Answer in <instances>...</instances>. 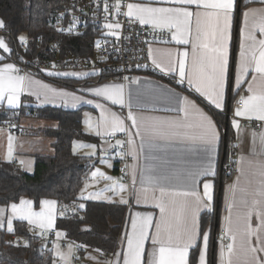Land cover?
<instances>
[{
	"label": "snow or ice",
	"instance_id": "6c2138e0",
	"mask_svg": "<svg viewBox=\"0 0 264 264\" xmlns=\"http://www.w3.org/2000/svg\"><path fill=\"white\" fill-rule=\"evenodd\" d=\"M252 2V0H247ZM264 2V0H261ZM159 6L151 3L130 2L124 5L122 0H115L112 7L117 14L122 7L126 6L127 11L123 14L129 18L130 23L138 22L140 25L151 26L153 30H168L171 33V40L177 44L187 45L191 43V70H186L189 53L185 50L178 53V59L173 62L169 60L167 65H162L153 55V49L149 48V58L161 72H176L178 66L179 83L188 84L205 97L216 109H223L225 102V91L228 82L229 72V41L232 28L234 12L237 10L236 0H158ZM104 11L109 12L107 0H104ZM244 18V28L242 29L243 41L241 44L240 59L236 69L235 86L240 88L249 72L257 74L264 80V39H257L256 32L264 36V19L258 23L249 25L248 12L242 13ZM194 22V28H193ZM105 27L114 30L122 26L119 22L106 23ZM4 20L0 19V29H5ZM112 35H118L116 31ZM191 38V39H190ZM21 43H26L27 38L20 36ZM97 47H100L97 43ZM0 49L5 53H10L11 49L3 37H0ZM158 51V50H157ZM171 56V53H169ZM2 59V57H0ZM53 67H55L53 65ZM19 69L12 63L4 64L0 67V101L7 100L11 107H17L20 95L29 92L36 95L37 99L44 97V102H55L57 98L68 106L76 107L77 104L93 103L91 100H84L81 96L66 91H58L48 85H40L39 91H33V85L39 84L28 75H19ZM49 75L63 76H86L88 73H55ZM256 75L253 76V80ZM136 81L134 80L133 83ZM96 97H103L110 100L112 104H125V91L123 84L105 85L90 89ZM247 96H241L239 107L234 111L235 117H243L248 120L256 119L264 123V89L256 91L249 84ZM183 107L180 109L184 113L183 118L160 119L145 118L131 111V103H128L129 112L127 120L131 121V128H135L136 136H140L141 142L137 146L133 135L126 126L125 120L115 113H108L103 105L97 103L96 107L101 108L100 122L97 125V136H113L118 132H123L128 136L126 141L117 140L116 144L123 147L128 146L127 152L120 155L131 156L134 161H138L140 155L145 154L146 163L139 173L140 188H136L137 164L126 168L131 170L132 191L130 196L134 197L137 204L151 202L155 208L159 209V219L155 221L153 228V215L151 213L142 215L137 212L130 221V232H126L122 241L126 243V250L118 254L115 264H190V249H199L198 264H207V253L209 247V233L202 231L199 216L202 211H212L213 182L209 177L216 175V153L219 134L211 116L204 113L197 107L196 103L184 97ZM195 114V119L189 117ZM89 118L86 123L91 129ZM233 126L239 131L240 123L233 120ZM103 128V131L99 129ZM258 147L254 145L252 155L260 157L255 161L259 168L257 187L252 193L245 192V198L241 200L247 211L233 217L235 207V194L239 188L240 176L229 186L232 200L227 205L228 216L226 220L225 236L230 242L220 249V264H264V239H261V232L264 231V132L259 134ZM255 142L257 133H252ZM179 140L191 142L186 149L187 153H196V145H199L198 160L193 166L182 169H170L168 160H160L157 152L171 148V144H161L159 141ZM93 149L86 155H95L96 145H83ZM74 152L76 149H73ZM13 154L12 138L9 137L6 160L11 161ZM159 163H155L156 161ZM244 158L241 157L237 164H242ZM23 164L24 162L21 161ZM251 166L254 161L249 160ZM243 175V169L237 168ZM93 178H103L112 181L104 189L95 193H89L88 199H105L111 202L112 198L105 196V192H112L119 195L121 204H128L129 199L123 193L128 191V185L111 176L105 175L99 169L92 173ZM203 178V194L196 190L198 182ZM188 185L190 191H176L174 184ZM88 185H85V189ZM149 192L151 194L149 195ZM158 192V194H157ZM252 195L251 203L247 195ZM177 197H180L179 199ZM81 198L84 197V190L81 191ZM83 209L84 204H79ZM10 208V212H9ZM57 202L55 200L40 201V210L35 211L33 201L20 199L19 203H11L8 208H0V229H5L9 233H14L13 221H27L32 226L35 235L41 238L49 233L55 224ZM63 214V213H61ZM255 215L260 221L256 227L252 226L251 219ZM62 233L56 232L57 240ZM239 238V248L237 249V239ZM255 243L259 246H254ZM151 242V249L146 248V243ZM202 242V246H201ZM8 243H13L9 241ZM17 246L18 243H17ZM24 246H28L27 242ZM68 251L61 249L59 243L55 244L54 251L60 258L62 264H72L75 258L73 249L79 250L80 245L69 244ZM147 253V259H145ZM91 259H95L90 257ZM55 264V262H54ZM106 264H113L107 261Z\"/></svg>",
	"mask_w": 264,
	"mask_h": 264
},
{
	"label": "crops",
	"instance_id": "0c3cea01",
	"mask_svg": "<svg viewBox=\"0 0 264 264\" xmlns=\"http://www.w3.org/2000/svg\"><path fill=\"white\" fill-rule=\"evenodd\" d=\"M247 2V0H245ZM130 2H142V3H151L153 6H159L158 0H127V3ZM126 3V4H127ZM236 4H238V0H236ZM127 11V9H126ZM240 11V7L237 5V10ZM236 11L233 15V21H232V28L230 33V41H229V72H228V82L227 87L225 91V102L223 109H216L214 105L210 104L209 101L201 96L199 93L195 92V90L188 84L187 79H185L184 83H179V74H178V66L176 72H161L158 69L157 74H150L147 72H138L135 73L132 76L131 80H125V79H119V78H111V79H104L100 81H93L89 84L82 85L76 89H71L59 84H56L52 81L47 80L43 76L33 75V74H26L31 77L34 81H39V84H34L33 91H39L40 85H48L51 88H55L58 91H66L69 93H73L76 96L83 97L84 100H91L93 103H79L76 107H72L71 104L68 106H65L59 98L56 99L55 102H44V97L41 96L40 99H37L36 95H32L29 92H23L20 95V101L19 105L17 107H11L8 105L7 100L0 101V109L3 110H9V109H20L24 106H27L29 108L35 107V108H42L45 106H55L60 107L64 109H77V108H83V114H82V128L84 132L87 134L96 136L98 138V142H90L86 140H74L73 146L75 142L78 143L77 145V151L74 153L88 156L86 153L92 152L93 149L88 147H83V145H90L94 144L96 145L95 149V155H99V161L93 168V170L90 172V175L88 179L85 181L82 189L84 190V197L81 198V191L79 194L80 203L84 204V208L86 206L87 200H99V201H107L109 200L105 199H88L89 193H95L98 191H101L105 188L106 185L112 184V181L104 180L103 178H93L92 173L99 169L101 172H103L107 176H111L113 178H116L117 180L121 181L122 183L128 185V191L123 193L124 197L129 199V203L125 204L127 205V212H126V219L124 222V230L125 232H130V221L131 218L135 217V214L137 212L141 213L142 215H146L151 213L153 215V228L150 231L155 230V221L159 219L160 212L158 208H155L151 202L145 204L140 203L137 204L134 197L130 196V193L132 191V179H131V170L130 168H126V165L131 166L132 164H137V183L136 188H140L141 185L139 183V173L142 170L143 166L148 163V161L145 160L144 155L146 154L147 150H145V154L140 155L138 161H134L131 156H124L121 157L122 152L128 151V146L125 144L123 147L116 144L117 140H123L126 141L128 139V136L123 132L116 133L115 136L116 140L113 143L108 142V138L110 136L103 135V136H97L96 131L98 130L97 125L100 122L101 117V108L96 107V104L99 103L103 105V108L108 113H115L117 116H119L121 119L125 120L126 126L129 127L133 138L136 142V145L139 146L141 142L140 136H136L135 128H131V121H128L127 114L129 112L128 103L130 102L132 107L131 111L137 115L143 116L145 118H160V119H172V118H183L184 113L180 111V109L183 107L182 101L184 97H188L189 100H192L196 103L197 107L200 108L204 113L211 116L216 128L217 132L219 134V141L217 143V153H216V173L218 172L219 168V157H220V151H221V143L224 135V131L222 130L221 125L219 124V120L215 116V112H220L224 115H227L228 112L232 111V115L229 116L231 123L234 119L238 120L240 123V130L238 131L232 123L233 129L236 134V140H237V151L235 153V162L237 168L243 169V175L241 172L237 171L233 176V178L225 185L223 190V201H222V212L220 216V229L217 232L216 238L214 239L213 236L214 232L209 226L205 232L209 233V247H208V253H207V264H209V251L210 247L213 243V240L217 241L216 245V264H220V249L223 245H226L229 242H222V240H217V236L221 234L222 230L226 231V220L225 218L228 216L227 211V205L228 203L233 199L231 193L229 192V186L232 185L236 179L237 176H240V184L239 188L235 194V207L233 208V217L235 219L236 215L239 213L240 215H243L247 209L244 205L241 204V200L245 198V192L241 191L240 189L247 190V193H252L254 189L257 187V181L259 179L258 172L259 168L256 165L255 161L259 160L260 157H254L252 155V150L254 145L258 147L259 144V133L264 132V123L263 128L261 131H256L254 129V126L252 123L246 124L242 122L243 117H235L234 111L237 107L238 99H240L241 96H247L250 93H248L247 88L249 84L252 85L253 89L256 91L264 89V80H262L257 74L252 73L251 71L249 74L244 77V82L240 88H237L235 86V77H236V69L237 65L239 63L240 59V51H241V44L243 41L242 36V29L244 28V18L243 15L241 17V21L239 23V30H240V36H239V42L237 43V51L235 56V63L233 70L231 68V56H232V50H233V43H234V27L236 24ZM248 12V23L249 25H252L253 23H258L261 19H264V2H261V0H252V2H248V5L243 9V12ZM1 19V18H0ZM238 21V19H237ZM193 28H194V22H193ZM114 30H110L107 28V32L110 33ZM0 37H3L6 42L8 43L9 48L11 49V45L9 44L8 38L4 35H0ZM257 39H264V36H261L260 33L256 32ZM191 39V38H190ZM100 45V43H99ZM153 49V55L155 58L162 64L167 65L169 60L171 59L173 62H175L178 59V53H182L185 50L188 51L189 57L187 59V67L186 70H191V51H192V45L191 43L187 45L183 44H177L175 41L171 40L168 43H154L150 46ZM158 50V51H157ZM11 53V52H10ZM10 53L3 52L2 49H0V67H3L4 64L12 63L15 65V62L12 58L9 57ZM171 53V56L169 55ZM151 59V58H150ZM152 61V59H151ZM17 68V67H16ZM49 72H55V73H68V72H75V73H88L86 76H63V75H49ZM233 72L232 76L231 73ZM19 75H22L18 73ZM101 74V70L99 68H84L79 70H68V69H60V70H51L47 71L45 75L47 76H55V77H73L78 79H85L88 76L91 75H97ZM256 75V79L253 80V76ZM169 77L170 80L166 79V77ZM136 81L133 83V81ZM113 84H123L124 85V91H125V104L124 106H121L119 104H112L110 100H107L103 97H96L94 96L90 89L96 88V87H103L105 85H113ZM25 108L24 113L20 119L18 120V127L16 129L10 130L8 127L1 125L0 126V158L2 160H6V154L8 149V143H9V137L12 138V146H13V154L12 158H15L18 163H20L24 169L27 171H33L34 167V161L35 157L38 155H54L55 150L53 147V143L55 142V138L50 136H44L40 133H36V131H41L43 129H50V128H57L59 126V122L56 120L46 119V118H39L35 116L34 114L30 113L28 111V108ZM91 118V129L88 127V124L86 121ZM190 120L195 119V114H192V116L189 117ZM251 121H259L256 119H252ZM27 130L31 132H27ZM100 131H103V128L99 129ZM257 133V138L254 142L252 133ZM161 144H171L173 147L167 148L164 150H161L156 153V155L160 158V160H168L170 163L167 165L170 169H182L187 168L189 166H193L197 163L198 160V152H199V145H196V153H187L186 151H180L181 149H186L191 142L188 141H179V140H168V141H159ZM74 151V150H73ZM105 154H108L107 159L105 158ZM241 157L244 158V162L242 164H237V161L241 159ZM252 160L254 163L250 166L248 161ZM8 161V160H6ZM21 161L24 163L22 164ZM103 162V163H101ZM160 161H156L155 163H159ZM103 164V165H102ZM117 166V169H116ZM125 167L127 170L128 177L125 175H122L119 173V167ZM216 176V175H215ZM208 179H211L213 182V201H212V211L216 208V200H217V188H216V182L215 177H209ZM88 185V187L85 189V185ZM174 189L176 191H190V187L188 185H181V184H174ZM196 190L200 192V194H203V178L200 182H198ZM151 192H149V195ZM158 194V192H157ZM105 196L111 197V202H119L120 197L119 195H114L112 192H105ZM178 199L180 197H177ZM22 199H28L32 200L28 197H23ZM55 200L54 198H44L43 200ZM247 199L249 200V203H251V200L253 199L252 195H247ZM33 201V200H32ZM19 203V202H17ZM11 204V203H10ZM10 204L3 205L0 204V208H8ZM33 208L35 211H39V208L35 207L34 201H33ZM83 208V209H84ZM81 209V208H80ZM82 209V210H83ZM10 212V208H9ZM58 202H57V211H56V219L58 216ZM207 212L202 211L199 216V222L201 227V218L203 213ZM56 219L54 227H56ZM15 221V220H14ZM14 221H13V227H14ZM251 223L253 227H256L259 225L260 221L257 219L255 215H253L251 219ZM32 227V226H31ZM89 225H84V228H89ZM60 232V231H58ZM61 233V232H60ZM64 238L60 237L59 240H57V236L55 239H53L51 244V250L53 251L55 257L60 261V258L56 256V253L54 251V247L56 243H59L61 245V249L65 252L68 251L67 247H62V241ZM261 239H264V231L261 232ZM253 244L254 246H259L255 243V238H253ZM69 245V242L67 246ZM202 246V242H201ZM151 242L148 241L146 243V248L148 250L151 249ZM239 248V238L237 239V249ZM123 250H126V243H124L122 248H118L114 253L108 256H102L99 252L93 251V250H87L85 249L82 252H79L75 248L73 249L75 258L72 260V264H106L107 261H112L113 264H115V259L118 254H121ZM192 249H190L191 252ZM189 252V255H190ZM259 255L264 256V253H260ZM90 257H93L95 259H91ZM145 259H147V253L145 256ZM190 262V261H189ZM122 264V260H121ZM198 264V263H197Z\"/></svg>",
	"mask_w": 264,
	"mask_h": 264
},
{
	"label": "trees",
	"instance_id": "16d2710c",
	"mask_svg": "<svg viewBox=\"0 0 264 264\" xmlns=\"http://www.w3.org/2000/svg\"><path fill=\"white\" fill-rule=\"evenodd\" d=\"M70 3L71 0H0V18L6 25L5 29H0V35L8 38L11 48L16 45L15 39L19 42L20 36L26 37L29 41V49L25 51V54L34 59H51L58 50V55L63 60L67 58H73L76 62L92 60L99 49L97 43H100L102 38L101 30L88 25L83 33L72 36L64 28L49 21L53 10ZM237 5L240 11H236L231 56L232 70L240 36L239 23L243 9L248 2L238 0ZM16 54V50L12 49L9 57L13 59ZM232 74L233 72L231 76ZM41 76L71 89L93 81L118 78L106 71L85 79L45 74ZM166 79L170 80L169 77ZM26 107L0 109V125L13 119L18 121L25 114ZM27 108L30 113L39 118L59 122L57 128L36 131L41 135L55 138L53 143L55 153L50 156H36L33 171H27L23 167L16 168L11 161L0 158V204L17 203L23 197H28L34 201L35 207L39 208L42 199L54 198L58 202L59 211L56 228L62 233L63 240L80 245L79 252L87 249L99 252L102 256L111 255L119 248L118 237L126 217L127 205L118 202L87 200L83 210L78 207L80 191L100 158L99 155L94 157L80 155L74 153L72 149L75 139L98 142L96 136L87 134L82 128L83 108L64 109L55 106ZM214 114L224 131L219 168L215 176L217 200L214 211L203 213L201 230L205 231L211 226L215 239L220 229L223 190L235 174L234 171L226 172L224 166L226 162L235 160L237 140L229 116L218 111ZM27 132L31 131L27 130ZM84 225L90 227L86 229ZM31 229L27 221L19 220L14 221V233L7 232L6 227L0 229V264H54L55 255L51 250L52 242L47 245V239L35 235ZM12 234L24 238L28 246H24L25 244L17 246L11 239ZM9 241L13 243H8ZM216 243L217 241L213 240L210 247L209 264H216ZM47 246H49V252L45 254L44 249ZM198 253L199 249L191 250L190 264L198 263Z\"/></svg>",
	"mask_w": 264,
	"mask_h": 264
},
{
	"label": "built area",
	"instance_id": "2783aa9c",
	"mask_svg": "<svg viewBox=\"0 0 264 264\" xmlns=\"http://www.w3.org/2000/svg\"><path fill=\"white\" fill-rule=\"evenodd\" d=\"M109 5V12L104 11V0H71L69 5L65 7L57 8L53 10L49 16V21L58 27L64 28L65 31L72 36L83 33L88 25H93L97 29L101 30V41L98 52L92 60H84L76 62L73 58L61 59L56 50V55L49 59H34L25 54V51L29 49L28 39L26 43H21L15 39V47L11 48L16 50V57L13 61L16 67L19 69V73L22 75L33 74L41 76L47 71L51 70H79L84 68H99L101 73L106 71L107 73L116 75L119 79L131 80L132 76L138 72H147L150 74H157L158 68L152 63L149 58V48L154 43H168L171 41V33L168 30H153L151 26L140 25L138 22L130 23L129 18L123 13L126 12V6L122 7L120 13L117 14L114 7L115 0H107ZM122 3L126 5L127 0H122ZM119 22L121 24L120 29H115L118 35H112L111 32H107L105 27L106 23ZM53 65L55 67H53ZM240 99H238L239 102ZM237 102V105L239 103ZM232 111L227 115H232ZM243 123H252L256 131H261L263 123L261 121H251L246 118L242 119ZM8 127L10 130L18 127V121L13 119L6 124H1ZM0 125V126H1ZM116 140L115 136L108 138L109 143H113ZM11 162L16 168H20L22 165L12 158ZM224 169L226 172H236L237 166L235 161L226 162ZM119 173L128 177L125 167H119ZM126 219V217H125ZM124 219V222H125ZM124 222L118 237L119 248H122V241L125 236ZM57 228L54 227L49 233L45 234L47 239V245H49L56 237ZM225 236V230L221 231V234L217 236V240H221ZM11 239L18 245H24L25 239L12 234ZM224 242H230L228 239H224ZM69 241H62V247H67ZM77 245L76 243H70ZM124 245V244H123ZM49 246L44 249V253L48 254Z\"/></svg>",
	"mask_w": 264,
	"mask_h": 264
},
{
	"label": "rangeland",
	"instance_id": "374dc122",
	"mask_svg": "<svg viewBox=\"0 0 264 264\" xmlns=\"http://www.w3.org/2000/svg\"><path fill=\"white\" fill-rule=\"evenodd\" d=\"M75 140H77V139H75ZM80 140H82V139H80ZM77 145H78V143L77 142H75V144H74V146H73V149L75 148L76 149V151H77ZM107 157H108V154H105V158L107 159ZM101 159V158H100ZM101 163H103V162H101ZM103 165V164H102ZM54 262H55V264H62V262H60L56 257H54V260H53Z\"/></svg>",
	"mask_w": 264,
	"mask_h": 264
}]
</instances>
